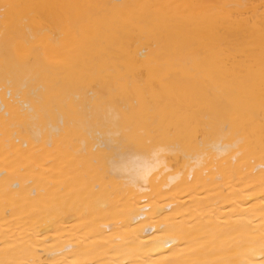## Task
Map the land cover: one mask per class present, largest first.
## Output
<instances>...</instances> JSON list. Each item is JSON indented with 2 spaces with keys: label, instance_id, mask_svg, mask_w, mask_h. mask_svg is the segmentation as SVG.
Masks as SVG:
<instances>
[{
  "label": "bare ground",
  "instance_id": "bare-ground-1",
  "mask_svg": "<svg viewBox=\"0 0 264 264\" xmlns=\"http://www.w3.org/2000/svg\"><path fill=\"white\" fill-rule=\"evenodd\" d=\"M0 264H264V0H0Z\"/></svg>",
  "mask_w": 264,
  "mask_h": 264
},
{
  "label": "snow or ice",
  "instance_id": "snow-or-ice-1",
  "mask_svg": "<svg viewBox=\"0 0 264 264\" xmlns=\"http://www.w3.org/2000/svg\"><path fill=\"white\" fill-rule=\"evenodd\" d=\"M163 151V148H159V149H156L155 152H154V155L155 154H158L159 152Z\"/></svg>",
  "mask_w": 264,
  "mask_h": 264
}]
</instances>
